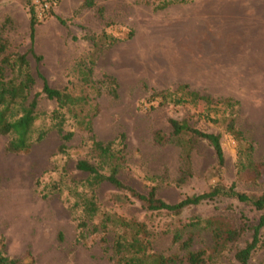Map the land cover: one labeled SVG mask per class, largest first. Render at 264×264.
I'll return each instance as SVG.
<instances>
[{
    "label": "rangeland",
    "instance_id": "rangeland-1",
    "mask_svg": "<svg viewBox=\"0 0 264 264\" xmlns=\"http://www.w3.org/2000/svg\"><path fill=\"white\" fill-rule=\"evenodd\" d=\"M163 1L96 0L88 7L84 0H61L55 14L37 24L32 40L28 0H0V61L27 55L35 77L31 98L42 90L44 78L52 87L88 97L94 134L123 148L120 177L139 192L156 186L159 197L175 203L187 194L210 190L218 180L213 148L200 141L186 158L170 138L171 118L220 133L225 183L264 192V0H173L158 9ZM182 84L213 98L206 111L210 117L192 100L159 105L160 98H153L157 91L177 93ZM224 98L238 103L226 109L220 102ZM56 106L40 96L39 109L51 112ZM231 113L254 145V158L263 165L260 177L238 172V142L225 123ZM38 123L52 125L49 118ZM64 127L74 132L64 151V140L54 128L21 152L9 151L11 137L0 133V249L34 264H113L101 238L111 243L116 231L83 235L81 212L74 205L86 176L75 165L79 159L96 160L91 134L73 118ZM157 133L166 141L159 142ZM123 134L124 147L118 139ZM113 190L110 185L99 189L106 209L143 219L142 204L109 202ZM226 204H221L223 209L212 203L194 206L185 214L221 215L239 228L244 212L250 225L257 224L259 213L250 206L236 202L234 210H227ZM252 234L249 230L237 242L216 244L209 231L198 229L192 249L206 251V264H237L235 253ZM155 247L184 255L168 237ZM253 262L264 264V249L255 253Z\"/></svg>",
    "mask_w": 264,
    "mask_h": 264
},
{
    "label": "trees",
    "instance_id": "trees-1",
    "mask_svg": "<svg viewBox=\"0 0 264 264\" xmlns=\"http://www.w3.org/2000/svg\"><path fill=\"white\" fill-rule=\"evenodd\" d=\"M61 0H56V6ZM96 0H84V5L94 6ZM29 2V0H28ZM173 0H164L158 9L168 7ZM31 14V39H34L36 26L39 23ZM55 12L52 11L51 15ZM85 38L93 39L92 35ZM41 59L40 57H37ZM90 73V72H88ZM35 77L30 71L26 54L5 56L0 61V133L11 138L7 149L11 152L29 150L35 143L45 139L52 128L61 134L64 143L61 150L67 147L73 136V131H65L68 118H73L79 128L86 130L90 136L91 146L95 152L96 160L79 159L76 169L86 176L83 180L82 191H78L74 202L80 209L79 226L83 235L89 233L116 231L111 243L106 237L101 240L107 244L111 252L113 264H178L186 260L188 264H206L207 255L203 249H192L195 233L198 229L207 230L216 244L234 243L249 230L253 231L250 240L235 253L237 264H257L253 262L256 252L264 249V192H247L239 189L236 182L225 183L224 168L226 154L220 133L209 132L203 128L189 123L187 119H170V138L176 141L184 150L186 158L190 156L196 143L205 142L216 156L215 171L218 180L211 185L210 190L201 193L187 194L179 201L170 203L158 196L156 186L142 193L126 184L120 177L121 166L124 160L123 148H118L115 141H103L94 134L93 118L90 115L91 105L88 97L75 95L69 88L52 87L44 78L43 88L31 98ZM180 91V92H179ZM53 100L57 106L51 112L39 109V98ZM153 98L159 100V105H180L192 100L199 108L207 109L213 103V98L191 91L188 84H182L177 93L166 94V91L153 93ZM222 102L226 109L234 108L238 103L233 98H224ZM89 106V107H88ZM49 118L51 126L40 127L39 120ZM226 131L238 142V172H249L255 177L262 174L261 163L254 158V145L248 142L244 133L238 126L235 114L225 119ZM120 144L125 146V135L119 138ZM159 142L166 141V136L157 133ZM185 177L182 178L184 180ZM102 185L114 188L108 201L123 207L142 204L145 208L143 219L128 217L116 211L105 208L98 192ZM77 188H75L76 190ZM73 191V190H72ZM250 206L259 213L258 222L250 225L247 215L241 212L243 225L234 227L221 215L203 218L199 215L187 216L186 210L194 206L212 203L217 209H223L221 204H226L224 209L234 210V203ZM168 237L172 245L184 252L167 254L156 249L155 245L160 238ZM109 243V244H108ZM0 264H34L17 258H11L0 249Z\"/></svg>",
    "mask_w": 264,
    "mask_h": 264
},
{
    "label": "built area",
    "instance_id": "built-area-1",
    "mask_svg": "<svg viewBox=\"0 0 264 264\" xmlns=\"http://www.w3.org/2000/svg\"><path fill=\"white\" fill-rule=\"evenodd\" d=\"M56 0H29L30 11L39 22L45 21L55 10Z\"/></svg>",
    "mask_w": 264,
    "mask_h": 264
}]
</instances>
